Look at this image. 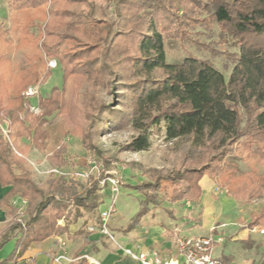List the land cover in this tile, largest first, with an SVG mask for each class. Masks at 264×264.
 I'll return each mask as SVG.
<instances>
[{"label":"trees","instance_id":"16d2710c","mask_svg":"<svg viewBox=\"0 0 264 264\" xmlns=\"http://www.w3.org/2000/svg\"><path fill=\"white\" fill-rule=\"evenodd\" d=\"M9 1L16 12L25 15L24 23L14 21L16 29L21 27L20 42H28L30 36L33 42L38 40L41 31L33 37L29 28L38 14L45 18L47 0ZM48 1L56 6L48 12L42 51L37 49L35 54L37 62L10 70L9 54L16 44L0 28V120L7 129L4 136L0 127V185L9 186L0 198V209L7 218L0 231V250L14 241L11 253L0 264H20L19 258L32 242L66 233L67 225L58 223L60 219L95 214L94 226L98 225V207L105 200L97 194L104 169L83 194L64 175L51 174L43 187L32 179L24 156L27 146L19 141L29 139L43 149L47 141H53L48 118L63 106L57 87L48 96L37 97V115L21 94L39 83L37 66L43 63V55L58 59L62 85L72 74L82 77L94 91L87 101L92 111L86 114L88 123L81 133L84 149L99 155L94 138L129 126L136 135L124 150H148L151 135L157 132L163 133L165 141L187 138L202 151L181 171L128 184L144 197L129 227L145 215L149 202L198 201L199 182L206 175H217L218 186L241 202L264 194V176L257 174V167H264V0H118L113 22L90 20L79 13V5L87 0ZM215 29L216 41L200 42L202 34ZM170 42L223 55L222 67L228 76L208 58L191 52L168 61ZM64 44L67 48H62ZM48 75L49 70L44 79ZM103 87L112 89L111 102L96 97L95 90ZM74 110L72 105L70 112ZM237 144L250 167L239 173L228 161L230 155H237ZM65 152L66 144L59 143L47 155L51 168L66 165ZM162 181L171 184L165 198L157 194ZM15 197L24 201L23 210L14 205ZM260 224L264 225V206L250 216L248 227ZM68 264L91 263L75 255Z\"/></svg>","mask_w":264,"mask_h":264},{"label":"rangeland","instance_id":"374dc122","mask_svg":"<svg viewBox=\"0 0 264 264\" xmlns=\"http://www.w3.org/2000/svg\"><path fill=\"white\" fill-rule=\"evenodd\" d=\"M118 0H87L81 3L78 7L79 13L90 20L113 22L116 19L115 6ZM45 18H40L39 14L33 26L29 31L33 33V37L37 36L40 30L41 34L38 40L32 41L28 38V42H20L21 27L16 29L15 20L24 23L25 15H20L10 5L9 0H0V28L7 30L8 36H11L16 44L14 50L9 54L10 70L17 71L30 64L37 62L35 58L36 50H41V43L44 40L43 28L48 18V12L56 6V3L46 2ZM217 29L213 33L205 32L199 37L200 42L207 43L216 41ZM67 48L66 44H64ZM220 46V45H219ZM224 48V46H220ZM61 48V49H62ZM230 50H233L232 48ZM186 52H191L199 57L208 58L213 64L221 70L227 77L228 70H224L222 64L226 61L223 55L213 56L207 49H198L192 45L184 46L176 45L170 42L166 48L168 61L179 60ZM56 61L55 67L49 66V61ZM56 56L46 57L43 55V63L38 64L37 69L40 71V81L35 86L36 94L30 99L27 98L29 106L33 107L32 111L35 115L39 114L37 106V97L48 96L53 87L59 89L60 100L63 106L61 111L55 112L48 119L51 120V135L53 141H47L43 149H39L30 143L29 139H20V143L27 146L24 154L28 165L31 168V175L34 182L43 187L45 180L52 174L64 175L66 179L77 183V193L83 194L85 189L91 187L98 175L102 173L105 176L99 181V189L97 194L105 198L98 209H105L109 200H113L115 212L111 215L108 221V226L124 227L130 217L137 211L144 197L133 189L128 188V184H135L141 181H146L151 175L165 176L171 172L181 171L183 165L191 162L195 156L202 152L199 148L195 149L191 146L189 139L180 138L172 141H165L163 133L153 132L151 135V146L145 151H130L124 150L123 146L128 143L132 137L136 135V131L131 127L126 126L121 129L110 130L103 135L93 139L96 148L100 154L97 155L91 151L84 149L82 145L81 133L85 130L88 123L85 116L92 110L88 108L87 101L90 99V94L94 92L88 82L82 77L69 75L62 85V70ZM49 70L47 79H44V74ZM42 77V79H41ZM34 86V85H31ZM110 87L98 88L95 90V95L104 102H111L112 95ZM22 94V93H21ZM23 96V95H22ZM76 107V111L70 112L71 106ZM36 111H35V110ZM0 126L6 127V122L0 120ZM59 143L66 144L65 160L66 165L61 168H51L46 157L50 154ZM242 146L236 145L238 150L237 155H230L228 161L236 165V172L249 170V165L241 158L239 154ZM237 152V151H236ZM108 165L105 167L103 165ZM257 174L264 176V167H257ZM212 181V188L207 194H204L202 201L176 202L175 205L182 211L181 216L188 219L189 226L192 230L189 231L192 235L221 237L222 241L213 244L212 254L219 256L223 260L221 251H226L229 246V252L233 256H243L245 264H264V231L260 233L258 230L264 225H255L252 228L248 227V222L252 214H258L262 206H264V194L249 201L241 202L234 199L230 193L218 186V177L213 174L208 176ZM114 188V189H113ZM264 188V186H263ZM171 191V184L168 181H162L157 194L160 198H165ZM205 198L211 202L214 207L213 211L208 210L205 204ZM14 205L20 210L24 208V201L16 199ZM171 203L166 200H160L159 204L149 202L148 208L155 209L160 213L165 206H170ZM164 206V207H163ZM73 216V215H71ZM70 217L68 219H60L58 223L66 224L69 227ZM208 220L211 223L210 227L206 228ZM205 222V224H203ZM203 224V225H202ZM250 229H255V233L260 237L250 238L245 234ZM208 230V231H207ZM219 230V231H217ZM68 231V230H67ZM206 232L207 235H204ZM109 239L108 237H105ZM244 238V239H243ZM13 240L8 242L0 250V260H3L12 251ZM225 261V260H223ZM236 263L235 259H232ZM246 261V262H245Z\"/></svg>","mask_w":264,"mask_h":264},{"label":"crops","instance_id":"0c3cea01","mask_svg":"<svg viewBox=\"0 0 264 264\" xmlns=\"http://www.w3.org/2000/svg\"><path fill=\"white\" fill-rule=\"evenodd\" d=\"M199 183L201 195L198 201L201 202L205 193L208 196L212 188V181L206 175L202 177ZM8 189L9 186L0 185V198ZM16 199L18 198H13V201ZM204 200L208 206V210L213 211L214 207L211 206V202L207 198ZM184 202L189 203L187 201ZM156 208L159 207L156 206ZM156 208H148L145 215L131 227H129L130 219L124 227L117 226L114 228L110 225L109 228L114 235L113 241L106 239V236L98 232L88 231V227L95 224V214H86L76 218L71 216L70 220L73 219L69 222L66 233L50 237L40 242H32L19 258V263L68 264L73 256L86 254L90 258L88 262L91 264H139L125 255L122 248H130L133 252L143 251L151 253L155 251L163 257H175L177 255L175 247V239L177 236L196 237L200 235H192L189 233L192 227L189 226L188 219L181 216L182 211L177 208L175 203H171L170 206H165L160 213ZM209 221L211 220H208L206 224L205 222L203 223L206 225V228L211 225ZM6 222L7 218L4 215V211L0 209V231L5 227ZM84 222H86L85 225ZM258 231L260 232V229ZM207 233L204 235H207ZM247 236L253 239L260 237L255 233V229L248 230L244 237L245 240ZM213 237H217V234L213 235ZM57 255H63L66 259L55 262L54 258ZM214 256L219 257L217 255ZM221 256L225 262L233 264L247 260L243 256H233L229 252V246L225 252L221 251ZM232 259H235L236 263ZM91 260L95 262H91Z\"/></svg>","mask_w":264,"mask_h":264},{"label":"built area","instance_id":"2783aa9c","mask_svg":"<svg viewBox=\"0 0 264 264\" xmlns=\"http://www.w3.org/2000/svg\"><path fill=\"white\" fill-rule=\"evenodd\" d=\"M50 67L56 66V61H49ZM36 86V85H35ZM35 86H28L23 92L22 95L25 98L30 99L36 94ZM37 107V106H36ZM32 110L33 107H30ZM36 110L38 108H35ZM34 109V110H35ZM35 110V111H36ZM1 127V131L4 136H7L6 127ZM114 189V188H113ZM115 212V206L113 200H109L108 205L105 209L99 210V223L98 225H90L88 231L98 232L101 235L108 237L113 240L114 235L111 232L108 221L111 215ZM264 229L261 228L260 232H263ZM222 241L221 237L213 236H177L175 239V247L177 250V255L175 257H163L158 252H133L130 248H122L123 253L127 255L130 259L138 262L139 264H233L225 262L218 257L212 255L213 244L219 243ZM87 260L90 258L84 254L82 255ZM62 259H66L63 255H57L54 258L55 262H58ZM72 259L69 260V262ZM91 262H95L91 260ZM245 264V263H238Z\"/></svg>","mask_w":264,"mask_h":264}]
</instances>
